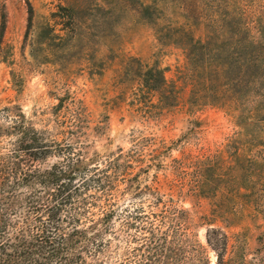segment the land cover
I'll return each instance as SVG.
<instances>
[{
    "label": "rangeland",
    "instance_id": "1",
    "mask_svg": "<svg viewBox=\"0 0 264 264\" xmlns=\"http://www.w3.org/2000/svg\"><path fill=\"white\" fill-rule=\"evenodd\" d=\"M2 16L0 127L20 112L83 159H118L120 253L181 210L210 264L209 228L227 235L225 260L264 264V0H0ZM14 140L0 133V158Z\"/></svg>",
    "mask_w": 264,
    "mask_h": 264
},
{
    "label": "trees",
    "instance_id": "2",
    "mask_svg": "<svg viewBox=\"0 0 264 264\" xmlns=\"http://www.w3.org/2000/svg\"><path fill=\"white\" fill-rule=\"evenodd\" d=\"M28 14L32 19L31 7ZM4 27L2 16L0 45ZM144 83L160 92L165 87L163 72L149 69ZM16 119L9 130L0 127V133L15 137L11 155L0 158V264H210L205 248L192 242L181 210L162 211L158 226L135 228L138 235L130 237L134 246L120 253L113 244L119 238L113 227L118 159H83L72 144L49 142L20 112ZM52 153L59 162L45 169L33 165ZM142 216L135 212L130 218L141 221ZM133 227L128 223L127 229ZM205 241L216 264H246L244 253L224 259L229 240L222 231L207 229ZM255 254V261L264 262L262 251Z\"/></svg>",
    "mask_w": 264,
    "mask_h": 264
}]
</instances>
